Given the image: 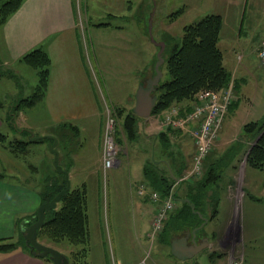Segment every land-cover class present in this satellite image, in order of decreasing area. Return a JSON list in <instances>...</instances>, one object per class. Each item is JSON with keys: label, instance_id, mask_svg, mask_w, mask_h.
<instances>
[{"label": "crops", "instance_id": "crops-1", "mask_svg": "<svg viewBox=\"0 0 264 264\" xmlns=\"http://www.w3.org/2000/svg\"><path fill=\"white\" fill-rule=\"evenodd\" d=\"M116 2L117 9L121 13L130 11V0H116ZM209 2L211 0L202 1L204 11L200 17L207 13L221 15L222 25L218 45L220 47V43H223L228 49L227 56L225 58L223 56V63L232 78L245 82L244 77L238 75L249 71L247 62L244 61L249 55L236 52L235 38L241 35L247 3L245 0H214V5L211 7ZM186 3L183 2V7L179 6L177 12L185 8ZM82 5V0H24L4 23H0V66H21L24 62L19 58L39 45L50 57L46 91L40 100L29 105L31 108L29 128L23 130L30 133L32 141L40 138L51 141L47 136H54L57 139L56 145L61 143L59 157L62 156L63 169L68 171L70 181H74L77 187L84 186L87 190L90 178L97 187L100 186L101 179L109 180L111 197L117 201L114 204L115 208L122 210L123 205L117 203L125 198L135 202L132 217L137 220L134 226L139 234L144 236L145 242L124 245L118 248V253L114 252L116 246L114 249L112 245V250L109 249L108 252L109 262L106 264H199L195 257L200 253L213 256L217 264H228L227 251H215L214 245L220 242V237H226L224 245L221 241V246L225 248L231 234L229 226V218L233 213L231 184L237 182L239 176L236 165L239 154L248 142L241 138L238 130L233 135L235 139L224 144V139L230 136L225 133L222 135L224 130H220V140L224 147L218 149L219 154L212 152L206 156L202 177L196 176V178L194 174H190L195 151L190 135L193 123L187 124L182 129H166L168 127L162 125L159 120V116H163L172 107L176 108L178 115H182L179 113V108L186 106L187 102L172 105L159 113H154L153 107L148 116L133 112L141 88L145 90L146 96L155 95L157 100L156 87L163 75L155 88L149 90V82L155 74L154 66L159 45L150 42L149 45L148 36L144 35L142 28L138 26L144 27L147 24L146 20L153 19L151 1H141V12L133 18L136 23L135 33L128 32L120 24L99 22L95 17H81ZM167 5H171L170 2L167 1ZM260 6L264 11V3L251 5L250 10L257 12L255 8L260 9ZM231 16H234V19ZM173 17L175 15L170 16V22ZM261 20H264V14ZM229 25L237 27L232 31L235 38L233 37L231 47L221 41V34L224 30L225 35L226 27ZM162 26L163 22H160L161 30L157 41L164 43L162 52L164 56L166 50L175 42L171 33L167 34ZM163 35L167 36L163 37ZM258 45L259 39L253 48L259 61ZM120 78L124 79L125 87L117 92L115 84ZM239 89L240 85L234 92L233 107L228 108L225 113L223 124L235 126L234 123H237L240 128L244 122L236 121L233 116L239 105ZM195 101L189 103L191 107ZM13 105V103L9 104L5 112L0 113L2 119L0 125L8 118ZM107 109L115 115H117L116 109H119L121 112L117 116L118 119L131 112L134 115L135 133L130 137L128 146L117 157L116 163L104 176L101 152ZM22 110L11 112L12 116H21L19 113ZM263 115L252 116L250 120L260 119ZM10 120L13 122V117ZM96 121H99V126L95 128ZM41 125L44 127L41 131L43 133L38 134L40 130L37 129H40ZM94 129H96L95 136L91 135ZM123 164L128 167L126 178ZM246 167L243 170V179L247 176ZM209 168L214 169L218 174L217 177L214 174V181L208 183V193H214L218 197L214 217L211 218L209 215L208 204L203 205V212L194 208V203L185 196L192 183L181 182L173 190L175 193L173 200L178 202L174 211L167 217L163 230L151 237L150 222L157 209V202L150 199L148 193L151 190H158V184L148 179V175L166 178L168 181L194 176L196 181L203 178ZM218 180L220 184L215 185ZM225 180L227 182H224ZM143 182L148 191L139 195L137 187ZM221 183L224 184L221 186ZM38 193L40 190L27 182L0 177V239H14L24 232L27 222L36 213L41 202ZM187 199L193 204V209L189 205L192 213L200 220L195 226L180 224L179 218H175L173 214L180 211L181 202L188 203ZM221 200L228 203L229 214L223 223L217 225L214 224V218L219 212L218 205ZM254 200L258 199L255 197ZM251 218H253L250 226L252 235H247L251 233L247 232L249 228L245 226L244 216L241 215V223H237L236 231L242 232L241 247L250 243L254 248L262 250L259 245L264 243V211H254ZM196 227L198 230L193 235L192 231ZM173 242L178 244L179 256L171 252ZM0 264H48V262L18 246L11 251H0Z\"/></svg>", "mask_w": 264, "mask_h": 264}, {"label": "rangeland", "instance_id": "rangeland-1", "mask_svg": "<svg viewBox=\"0 0 264 264\" xmlns=\"http://www.w3.org/2000/svg\"><path fill=\"white\" fill-rule=\"evenodd\" d=\"M1 1L2 0H0V2ZM130 1V11H124L123 13H121V11L117 9L118 7L116 0H82L83 5L80 9L81 17H95L98 18L96 20H98L99 22H110V24L112 25L120 24L124 26V28L128 32L135 33L136 23L135 19L133 18L140 14V3L144 0ZM150 1L153 5V19H151L150 21L146 20L147 24L144 25V27L138 26V28H142L143 34L148 36V43L150 42L154 45L158 42L157 37L159 36L161 30L159 27L160 22H163L162 28L167 31V34L171 33V36L174 38V42L180 43L183 26L200 18V16L203 14L202 12L204 11V9L202 8V1L204 2L205 0ZM167 1L170 2L171 5H167ZM245 1L247 3V9L245 11L244 21L242 22V32L240 37L235 38L232 31L237 27L232 25L226 27L225 35L224 30L221 34V41L226 42L229 47L233 45L234 37L236 42V52L249 55V57L245 58L244 60L245 62H247L249 71L238 75L244 77L245 82L239 80L240 100L238 109H236L233 114L236 121L244 123L250 121V118H252V116H261L262 114H264V64H261L263 62L258 61L253 50L257 40L259 39L260 42V39L264 37V20H261L264 11L262 10L261 6L260 9H258V7L255 8L257 9V12H253L250 10L251 5H254L256 3L261 5L262 3H264V0ZM183 2H187V6L185 8H182L180 12H177V10L180 9L179 6L183 7ZM85 5H87V7ZM209 5H211L212 7L214 5V0H211V2H209ZM166 8L169 10H167ZM167 13L170 14L166 15ZM254 13L255 15H252ZM173 15H175V17H173L174 19L170 22V16ZM231 18L234 19V16H231ZM260 24H263V26H260ZM166 36L167 35H163V37ZM220 48L225 58L228 54V49L223 43H220ZM160 70L163 74L161 78V80L163 81L167 78L165 63L161 64ZM36 83L37 77L34 70L24 63H21V66H0V113H4L8 105L12 104L16 99L30 96L34 92ZM123 86L124 79L120 78L115 84L117 92H119V89ZM22 109V112L19 113V115L21 116H12L13 122H11L8 116V118L4 120L5 122L0 125V133L6 135V140L4 142L0 141V172L6 179L19 182H27L31 186H34L36 189L40 190L41 193L49 188V185L52 181L54 183L62 181L64 175L60 171H58V169L53 164L54 155L49 149V142L47 140L38 142L32 141L30 133L23 130L24 128H29V110H31V108L29 106H24ZM112 114L114 115L116 120L114 140L118 145V157L121 155L122 150L128 146V143L130 142V136H128V133L122 126V118L118 119L117 115H115L113 112ZM159 117V120L162 123V115H160ZM223 121L218 130V135L212 145V148L203 158L202 172L199 175H195V177H200V175H202L204 160H206L205 158L208 154L212 152L219 154L220 151H218V149L221 150L224 147L225 143H227L228 141L232 142L235 139L233 135L234 133H236V131L240 130L241 134L243 125L240 126V128L237 123H234L235 126H227L225 123L223 124ZM14 125H16L17 127H15ZM98 126L99 121H96L95 128ZM43 129L44 127L43 125H41V128L37 129L40 130L38 131V134L43 133L41 132L43 131ZM220 130H224V132H222V135L223 133H225L230 136L224 139V144H222L220 140ZM91 135H96V129L91 132ZM13 139L30 141L27 146L28 152L25 155L20 154L15 156L10 153L9 150H6V148H4L5 145H7V141ZM252 144L253 143L249 144L248 142V145L245 147V149L243 148L244 150L242 149L241 153L239 154V159L236 165L238 170L237 174L239 177L237 178L236 183L231 184L233 213L229 218L231 234L229 235L228 243L225 248H223V246H221V241L223 242L222 245H224L226 237H220V242L214 245L215 251H227L228 264H264V243L259 245L260 247H262V250L254 248V246L250 243H246L245 245H243L244 247H241L242 232L236 231L237 223H241L242 215L245 217L244 221L246 228H249L247 232L251 233L247 235H252L250 226L253 218H251V215L254 211H264V169L249 167V165L246 164V157L251 147L250 145ZM55 148L58 151V154H60L61 143H58ZM5 150L7 152H4ZM9 154L11 155L9 156ZM116 161L117 160H115L114 164L116 163ZM58 166L63 169L64 164L62 156L61 158L59 157ZM123 166V171L125 172L126 178L128 175V167L126 164H123ZM245 167L247 176L245 179H243V170L245 169ZM195 177L191 176L190 178L191 180H193L195 179ZM91 180L92 178L88 180L89 185L87 186L86 190L89 238L88 244L84 246L86 248L85 256H83V258L81 256L76 260H72V253L76 252V250L78 251V249H80L82 245L70 244L65 239L59 242H55L47 239L44 236L38 237V240L41 243L58 249L66 257H68L69 264H106L107 262H109L108 252L109 249L112 250V245H114V249L116 246V251L114 252L118 253V248H122L124 245L135 244L137 242H145L144 236H141L134 226L135 220H137V218L134 219L132 217V211L135 206V202H131L127 200V198H125V200L122 199L121 202L117 203L123 205L122 210H119L114 206L117 201L113 200L111 197L109 180L104 181L101 179L99 187H97ZM182 180V178L175 179L173 187L181 184ZM224 182H227V180H225ZM140 184L145 185L144 182ZM219 184L220 180H218V183L215 185ZM222 184L224 183H221V186ZM70 187H77L74 181H70ZM147 191L148 190H146V192ZM40 193H38V196L41 201ZM207 196L209 200L205 198L204 199L208 202L210 201L209 203L207 202V207L210 217L213 218L216 213L215 211V213L211 216L214 195L213 193H208ZM255 197L258 200H254ZM177 203V201H173V208L168 213L167 217L172 211H174ZM218 209L219 212L214 218V224L220 225L226 220L229 214V205L225 200H221L218 205ZM120 211L124 212L120 213ZM166 219L163 222L162 230L164 228ZM155 235H158V231ZM17 237L18 235L15 236L13 240H16ZM4 240L7 241L8 239ZM149 241L150 240L148 239V242ZM105 249H107L108 251ZM215 259L216 258H213V256L209 257L208 254L205 253H200L197 255V257H195V260H197L199 264H217L215 262ZM46 261L48 262V264H51L50 260L46 259Z\"/></svg>", "mask_w": 264, "mask_h": 264}, {"label": "trees", "instance_id": "trees-1", "mask_svg": "<svg viewBox=\"0 0 264 264\" xmlns=\"http://www.w3.org/2000/svg\"><path fill=\"white\" fill-rule=\"evenodd\" d=\"M24 0H2L0 2V23H4L23 3ZM222 25V17L218 13H207L199 19L183 26L182 37L180 43H174L168 48L163 56L167 78L160 80L156 87L157 100L153 112L159 113L182 102H187L186 106L179 108V113L183 114L191 110L190 102L196 100L197 94L203 90H218L225 87L229 83H233L234 92L237 91L240 81L232 78L230 71L223 63V53L218 45L220 40V29ZM20 61L31 66L36 73L37 83L34 92L28 97L18 98L13 101L11 112L21 110L24 106H29L40 100L47 87L50 57L42 46H36L20 58ZM233 100L228 108L233 107ZM116 109L117 116L120 114ZM134 115L129 112L122 118V126L128 133L133 136L135 129L133 126ZM168 127L166 129H171ZM241 138L248 141L250 149L246 157V164L258 169H264V115L260 119L250 120L242 126ZM257 138V139H256ZM6 135L0 133V141L4 142ZM46 140L44 138L35 141ZM29 140L13 139L8 140L4 148L10 153L17 156L25 155L28 152ZM225 158V157H224ZM214 169H208L203 178L191 180L189 177L183 178L181 182H191V187L186 191L185 196L190 198L194 203V208L203 212L208 199V183L214 181L218 176ZM215 174V175H214ZM213 175L215 177H213ZM3 174L0 172V177ZM199 177V176H198ZM200 177H202L200 175ZM199 177V178H200ZM148 179L158 184V191L162 197H166L169 193L175 197L173 183L175 180L168 181L166 178L152 177L148 175ZM65 185L64 178L60 182L50 183L49 188L40 193L41 201L50 195L54 196ZM213 207L211 216L215 213L218 197L213 193ZM205 198V199H204ZM202 199V200H201ZM209 200V199H208ZM208 202V203H207ZM182 207L177 213H173L175 218H179L178 222L187 226H195L200 220L192 213L189 204L181 202ZM171 214V213H170ZM210 215V214H209ZM37 214L27 222V226L35 221ZM197 219V220H195ZM197 221V222H196ZM44 236L49 240L59 242L63 239L73 245H82L78 251L72 253V260L85 256L88 244V214H87V194L84 186L70 187L66 195H62L57 202L55 208L45 212L43 224L37 230V239ZM23 248L29 254H33V250L24 239V232L20 233L16 240L0 239V251H11L17 247ZM68 258V257H67ZM50 260L48 256L44 257ZM69 261V260H68ZM69 264V263H68Z\"/></svg>", "mask_w": 264, "mask_h": 264}, {"label": "built area", "instance_id": "built-area-1", "mask_svg": "<svg viewBox=\"0 0 264 264\" xmlns=\"http://www.w3.org/2000/svg\"><path fill=\"white\" fill-rule=\"evenodd\" d=\"M257 54L259 60L264 62V37L260 40ZM233 99V85L229 83L218 90L207 89L200 91L197 94L196 101L192 104L191 110L184 113V115H178L176 108L173 107L163 114L162 124L168 127L182 129L187 124L193 123L190 129V135L195 145V151L193 153L190 174H201L203 158L212 148L224 115ZM115 124L116 120L114 115L110 109H107L101 152L104 176L106 171L117 160L118 145L114 140ZM146 190L147 187L144 184H139L137 187V193L139 195H143ZM148 194L150 199L157 202V209L150 222L151 231L149 233L151 237H154L157 231L159 233L162 230L163 222L173 208L174 200L172 193H169L166 197H162L158 191L151 190Z\"/></svg>", "mask_w": 264, "mask_h": 264}, {"label": "water", "instance_id": "water-1", "mask_svg": "<svg viewBox=\"0 0 264 264\" xmlns=\"http://www.w3.org/2000/svg\"><path fill=\"white\" fill-rule=\"evenodd\" d=\"M159 45V50L157 52V61L155 63V74L152 77V79L149 82V90L154 89L156 84L158 83L162 72L159 69L160 64L163 62V56L162 52L164 49V43L163 42H157ZM147 91V89H146ZM156 104V96L153 95L152 97L146 96V92L144 89H140L139 93L137 94V102L136 107L133 109V112L137 113L141 116H148L152 108ZM51 141H48V146L50 151L53 153V164L55 167L64 175L65 185L54 195V196H46L42 202L38 205L36 209L37 218L35 221L30 223L24 230V239L29 245L30 249L33 250V254L44 258L46 256L49 257L52 264H68V258L61 253L58 249L43 244L37 239V230L40 228L43 224L44 218H45V212L55 208L57 205V202L59 201L60 197L62 195H66L67 191L70 189V180H69V173L67 170L62 169L58 166V160H59V154L56 150L55 146L57 143V139L54 136H47ZM189 205L193 209V204L187 199ZM199 216H201L197 211H195ZM205 221V218H203ZM198 230V227L194 228L192 231V234L195 235V232ZM171 252L174 255L179 256L178 254V244L176 242H173Z\"/></svg>", "mask_w": 264, "mask_h": 264}, {"label": "bare ground", "instance_id": "bare-ground-1", "mask_svg": "<svg viewBox=\"0 0 264 264\" xmlns=\"http://www.w3.org/2000/svg\"><path fill=\"white\" fill-rule=\"evenodd\" d=\"M192 138V137H191ZM242 199V198H241Z\"/></svg>", "mask_w": 264, "mask_h": 264}]
</instances>
